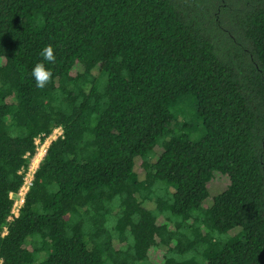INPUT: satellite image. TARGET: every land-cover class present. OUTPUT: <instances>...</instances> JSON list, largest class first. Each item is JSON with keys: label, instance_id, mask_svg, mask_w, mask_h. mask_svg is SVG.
<instances>
[{"label": "trees", "instance_id": "obj_1", "mask_svg": "<svg viewBox=\"0 0 264 264\" xmlns=\"http://www.w3.org/2000/svg\"><path fill=\"white\" fill-rule=\"evenodd\" d=\"M0 261L264 264V0H0Z\"/></svg>", "mask_w": 264, "mask_h": 264}, {"label": "built area", "instance_id": "obj_2", "mask_svg": "<svg viewBox=\"0 0 264 264\" xmlns=\"http://www.w3.org/2000/svg\"><path fill=\"white\" fill-rule=\"evenodd\" d=\"M62 131L61 128L55 129L49 136L42 139V137H37L34 141L35 144V154L30 159L27 169H21L19 174L23 176L22 184L17 192L10 193L9 198L12 199V207L10 210V215L8 217V221H12L16 218L20 212V209L24 203V198L29 188L32 185L33 174L45 155L46 149L49 143L55 140L57 137L61 136ZM6 232V228H3V233Z\"/></svg>", "mask_w": 264, "mask_h": 264}, {"label": "rangeland", "instance_id": "obj_3", "mask_svg": "<svg viewBox=\"0 0 264 264\" xmlns=\"http://www.w3.org/2000/svg\"><path fill=\"white\" fill-rule=\"evenodd\" d=\"M170 112L173 114V116L177 115V119L180 124L185 122L187 125L186 129H181V131H179L181 135L186 137L191 142L201 139L204 129L201 121L195 114V99L193 96L188 95L182 97L170 107ZM135 170L138 172L141 178L143 174L138 169V166H136ZM223 239H225V237H223L221 240Z\"/></svg>", "mask_w": 264, "mask_h": 264}, {"label": "clouds", "instance_id": "obj_4", "mask_svg": "<svg viewBox=\"0 0 264 264\" xmlns=\"http://www.w3.org/2000/svg\"><path fill=\"white\" fill-rule=\"evenodd\" d=\"M40 55L43 58V61H47L49 63L55 62V55L54 49L52 45L45 46L42 50ZM32 77L34 78L35 85L37 88H45L52 80V73L48 69H46L43 62H38L32 69L31 72ZM2 264V261H0Z\"/></svg>", "mask_w": 264, "mask_h": 264}]
</instances>
